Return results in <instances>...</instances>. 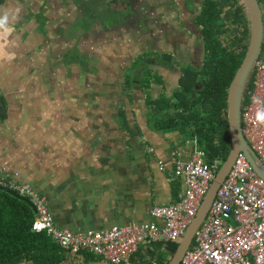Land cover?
Masks as SVG:
<instances>
[{"label": "rangeland", "instance_id": "rangeland-1", "mask_svg": "<svg viewBox=\"0 0 264 264\" xmlns=\"http://www.w3.org/2000/svg\"><path fill=\"white\" fill-rule=\"evenodd\" d=\"M125 1L130 2L94 0L89 3L92 9L85 4L82 10L85 18L64 9L55 19L37 12L35 40L23 42V57L8 60V81L0 83L10 88L5 97L10 111L13 103L24 104L25 118L15 123L20 124L18 131L28 134L34 154L40 150L48 155V131L55 121L63 131L65 117L72 116L70 125L82 131L91 124L81 123L80 116L93 117L108 132L113 123L127 127L128 120L145 115L147 122H135L139 131V125L152 124L154 107L147 99L176 103L174 95L182 93L179 83L185 71L202 70L205 41L196 18L205 0H134L131 7ZM12 27L14 34L19 31L18 24ZM12 115L16 118L17 110ZM67 126L73 138L92 136L90 128L81 135Z\"/></svg>", "mask_w": 264, "mask_h": 264}, {"label": "crops", "instance_id": "crops-1", "mask_svg": "<svg viewBox=\"0 0 264 264\" xmlns=\"http://www.w3.org/2000/svg\"><path fill=\"white\" fill-rule=\"evenodd\" d=\"M113 1L108 0L109 3ZM93 2L19 0L15 3L3 0L0 3V15L5 11L15 14L16 8H20V12L11 21L14 23L11 26L18 24L19 31L11 33L6 40H0L4 53L0 57V79L8 78L4 70L9 64V57H23L27 53L19 50L23 42L35 40L37 12L55 19L62 9L72 10L74 13L80 12L85 18L82 10L86 11L85 4L92 9ZM124 3L131 7L134 0ZM55 28L52 27L49 37L53 36ZM62 30L64 34L67 32L66 28ZM53 42L57 43V38ZM9 43L13 44L12 47ZM9 90L8 86L0 83V107L5 113L0 118V173L10 181L37 190L46 199L58 229L86 233L129 224H147L151 208L173 204L183 195V182L172 174V154L178 152L182 160L188 161L195 152V142L185 134L177 131L164 133L159 128L152 129L149 124L139 125L137 131L136 123L147 122L145 115L138 120H128L127 127L113 123V131L108 132H104L103 122L99 124V121H93V117L90 120L82 115L81 123L86 126L91 124L82 131L70 125L71 116L69 119L63 118V131L55 127L56 121L53 123L54 127L48 131L49 153L42 156L40 150L34 154L28 134L18 131L20 124L15 122L24 120V104L22 101V104L13 103L15 107L10 111L11 105L5 98ZM15 110L16 118L12 115ZM67 125L72 130H79L81 135L87 134L90 128L92 136L88 139L73 138ZM68 133L69 139L66 136ZM93 138L95 141H92ZM104 138L109 139L110 143ZM160 165H163V171Z\"/></svg>", "mask_w": 264, "mask_h": 264}, {"label": "built area", "instance_id": "built-area-1", "mask_svg": "<svg viewBox=\"0 0 264 264\" xmlns=\"http://www.w3.org/2000/svg\"><path fill=\"white\" fill-rule=\"evenodd\" d=\"M262 13L264 21V8ZM250 78L242 100V133L264 167V126L255 122L257 109L264 107V33ZM253 96L259 103L253 102ZM195 149L188 161L182 160L178 152L172 154V174L183 182L184 193L173 204L151 208L147 224L71 233L55 226L46 199L31 186L10 181L0 173V189L25 198L34 206L31 231L57 245L71 262L79 264L91 256L103 263L130 264L146 246L180 243L196 220L217 172L208 165L205 153L197 146ZM160 170H164L163 165ZM179 264H264V180L243 153L237 156Z\"/></svg>", "mask_w": 264, "mask_h": 264}, {"label": "trees", "instance_id": "trees-1", "mask_svg": "<svg viewBox=\"0 0 264 264\" xmlns=\"http://www.w3.org/2000/svg\"><path fill=\"white\" fill-rule=\"evenodd\" d=\"M258 2L264 8V0ZM196 23L205 41L203 68L185 71L179 83L182 93L174 95L176 103H167L164 98L147 99L154 107L149 127L164 133L185 134L218 172L231 152L228 93L250 46L251 21L242 0H205ZM197 87L202 88L194 93ZM2 108L0 118L5 114ZM33 220V213L25 203L0 192V264H77L44 235L33 233ZM178 246L173 243L146 246L130 264H169ZM99 261L86 256L79 264Z\"/></svg>", "mask_w": 264, "mask_h": 264}, {"label": "water", "instance_id": "water-1", "mask_svg": "<svg viewBox=\"0 0 264 264\" xmlns=\"http://www.w3.org/2000/svg\"><path fill=\"white\" fill-rule=\"evenodd\" d=\"M242 2L246 5L249 13L252 35H251L250 46L245 56V59L242 65L240 66V69L238 70L229 88V93H228V118H229L230 132L232 138L231 152L226 162L217 172L216 178L211 185V188L203 202V205L200 209V212L196 220L193 221V223L186 231L181 242L179 243L175 255L170 260L169 264L180 263L182 256L184 255L185 251L192 243L195 232L197 231V229L200 228V226L206 219L209 209L214 199L216 198L219 189L226 180L237 156L240 153H243L245 155V157L247 158L251 166L254 168L258 176L264 180V167L255 157V155L251 152L248 144L246 143L242 133V124H241L243 94L246 84L251 75L253 64L262 47L264 21H263L262 9L258 0H242ZM0 191L25 203L30 208L33 215L36 214V210L34 206L27 199L22 198L7 189H0ZM88 264H109V263L94 262Z\"/></svg>", "mask_w": 264, "mask_h": 264}, {"label": "clouds", "instance_id": "clouds-1", "mask_svg": "<svg viewBox=\"0 0 264 264\" xmlns=\"http://www.w3.org/2000/svg\"><path fill=\"white\" fill-rule=\"evenodd\" d=\"M19 12L20 8H16L15 14L5 11L2 15H0V40H6L7 37L14 31V28L11 26V21H14L17 18ZM3 55V46H0V57H2ZM9 59H11V57H9ZM252 100L254 103H259L258 99L255 96L252 97ZM255 122L258 125L264 126V107H260L257 109Z\"/></svg>", "mask_w": 264, "mask_h": 264}]
</instances>
